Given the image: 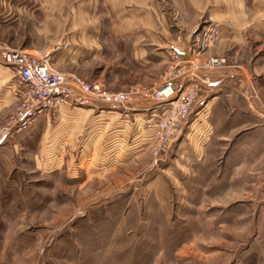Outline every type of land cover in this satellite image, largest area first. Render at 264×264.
<instances>
[{
	"label": "rangeland",
	"instance_id": "1",
	"mask_svg": "<svg viewBox=\"0 0 264 264\" xmlns=\"http://www.w3.org/2000/svg\"><path fill=\"white\" fill-rule=\"evenodd\" d=\"M18 1L15 23L0 14V40L49 52L59 70L127 90L157 87L170 69L164 51L139 64L132 50L94 49L91 39L80 48L70 19L62 27L52 18L42 32V10ZM232 31L210 51L244 66L235 69L248 96L235 74L215 70L207 112L159 159L142 115L106 104L41 113L50 114L49 145L28 127L0 146V264H264V60L254 65L248 37L223 40ZM10 110H0V127Z\"/></svg>",
	"mask_w": 264,
	"mask_h": 264
},
{
	"label": "built area",
	"instance_id": "2",
	"mask_svg": "<svg viewBox=\"0 0 264 264\" xmlns=\"http://www.w3.org/2000/svg\"><path fill=\"white\" fill-rule=\"evenodd\" d=\"M233 22L205 19L188 44L192 59L184 57L178 48L170 50V69L162 75L157 87L132 85L127 90H111L99 81L57 69L52 57L44 50L13 47L0 40V66L12 69L15 75V95L18 105L5 125L0 127V144L15 133L24 131L43 112L55 111L62 105L87 106L93 111L100 104L124 118L142 115L144 131L153 135L156 159L166 154L181 138L190 119L207 112L208 93L213 87V72L230 66L226 56L203 57L224 31H232ZM203 72L196 79L188 78ZM257 94V93H255Z\"/></svg>",
	"mask_w": 264,
	"mask_h": 264
},
{
	"label": "crops",
	"instance_id": "3",
	"mask_svg": "<svg viewBox=\"0 0 264 264\" xmlns=\"http://www.w3.org/2000/svg\"><path fill=\"white\" fill-rule=\"evenodd\" d=\"M68 1L71 0H29L32 3V11L41 9L43 18L47 20L48 24L44 25L42 32L50 31L49 21L52 18H58L62 27L70 19L71 27L67 28V31L77 35L75 39L80 48H83L84 43L91 39V46L94 49L132 50L139 64L145 63L150 55L156 56L157 53H163L162 51L168 54L173 48L182 51L185 58L192 59L193 56L188 52V44L201 23L211 16L218 21L230 20L236 26V30L232 31L234 33L232 37L223 40L230 38L231 42L242 44L248 37L252 49L257 50V53L252 55L254 65H259L264 60V3L258 2L256 5L253 3L249 9L245 0H96V9L94 7L89 9V0H76L73 6H70ZM19 5L18 0L14 2L0 0V14L6 13L8 19H11L10 24L15 23L22 13ZM106 19H108L107 22ZM210 50L211 48L204 51L202 56H226ZM233 65L234 67H226L227 71L235 74L240 81H238L239 84L245 87L248 82L241 77L242 70L235 69V67L244 68V66L239 63ZM215 74L213 72V78ZM201 75L203 72L189 74V78L196 79ZM15 86V75L12 69L0 66V104L2 110L10 108L9 113L15 111L18 105L14 92ZM246 86L244 95L248 96L250 88L249 85ZM239 90L244 91L243 88ZM4 101L6 102L2 103ZM79 110L88 109L79 108ZM78 113L80 111H76V114ZM49 116L50 114L47 113L39 120L38 116L36 123L32 122L27 131V136L32 139L35 135L30 133L37 128L40 131L39 144L42 143L44 146L49 145L52 138L51 125L46 122Z\"/></svg>",
	"mask_w": 264,
	"mask_h": 264
}]
</instances>
